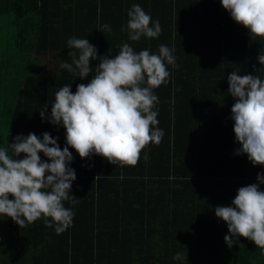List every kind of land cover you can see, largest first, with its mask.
I'll return each instance as SVG.
<instances>
[{
	"label": "trees",
	"instance_id": "16d2710c",
	"mask_svg": "<svg viewBox=\"0 0 264 264\" xmlns=\"http://www.w3.org/2000/svg\"><path fill=\"white\" fill-rule=\"evenodd\" d=\"M133 4L159 20L158 38L129 39ZM5 13L13 14L16 31L0 44V146L44 132L66 145V129L42 120L40 111L47 107L50 116L59 88L69 84L75 93L100 62L91 61L85 79L61 68L77 51L67 46L71 37L87 38L108 58L124 43L151 54L164 44L175 49L176 66L168 65L169 82L154 90L162 141L123 167L99 155L82 159L70 147L77 176L70 194L78 203L64 204L75 213L72 225L58 234L43 219L21 228L0 217V264H184L173 259L178 252L186 264H264V250L247 238L229 248L227 224L215 215L216 206H231L238 189L264 173L235 154L241 145L228 93L233 71L264 79V39L252 40L220 0H0ZM103 24L111 31L101 32Z\"/></svg>",
	"mask_w": 264,
	"mask_h": 264
},
{
	"label": "clouds",
	"instance_id": "9594fccd",
	"mask_svg": "<svg viewBox=\"0 0 264 264\" xmlns=\"http://www.w3.org/2000/svg\"><path fill=\"white\" fill-rule=\"evenodd\" d=\"M232 20L248 29L252 40L264 39V0H220ZM128 37L158 38L162 28L139 4L127 13ZM101 32L111 31L103 24ZM123 30V29H122ZM71 63L60 67L80 79L93 71L91 61L99 59L89 83L78 84L76 92L65 84L55 93L51 114L47 107L40 111L42 120L66 129V145L61 149L59 137L49 132L17 135L14 142L0 146V217H10L21 228L43 219L46 227L55 226L60 234L69 228L75 216L65 201L78 203L71 195L76 172L69 167L74 156L90 158L99 155L113 165L135 166L149 144H159L164 130L158 127L159 98L154 90L169 82L168 65L176 66L174 48L161 44L158 54L149 50L136 52L128 43L117 45L114 58L99 57L97 48L87 38L71 37L67 41ZM264 65V48L258 56ZM228 75V93L235 99L231 109L233 131L241 147L236 155H247L253 166H264V79L259 75ZM40 153L48 158L42 160ZM21 154H25L21 158ZM147 158V157H145ZM259 183L238 189L231 206H216L215 215L223 220L230 235L224 240L229 248L240 237L247 238L264 250V173L257 174ZM13 197L10 199L9 197ZM235 238V239H234ZM174 260L186 264L187 257L176 253Z\"/></svg>",
	"mask_w": 264,
	"mask_h": 264
},
{
	"label": "rangeland",
	"instance_id": "374dc122",
	"mask_svg": "<svg viewBox=\"0 0 264 264\" xmlns=\"http://www.w3.org/2000/svg\"><path fill=\"white\" fill-rule=\"evenodd\" d=\"M15 31L16 25L14 24L13 14H0V44L8 43ZM46 60L44 59V61Z\"/></svg>",
	"mask_w": 264,
	"mask_h": 264
}]
</instances>
